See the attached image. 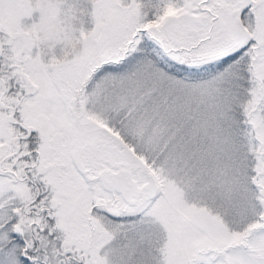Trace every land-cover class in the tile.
<instances>
[{"label": "snow or ice", "instance_id": "1", "mask_svg": "<svg viewBox=\"0 0 264 264\" xmlns=\"http://www.w3.org/2000/svg\"><path fill=\"white\" fill-rule=\"evenodd\" d=\"M0 264H264V0H0Z\"/></svg>", "mask_w": 264, "mask_h": 264}]
</instances>
